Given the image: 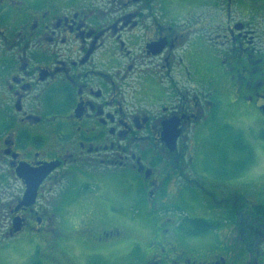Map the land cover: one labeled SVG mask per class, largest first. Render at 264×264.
<instances>
[{
  "label": "flooded vegetation",
  "instance_id": "af4514ba",
  "mask_svg": "<svg viewBox=\"0 0 264 264\" xmlns=\"http://www.w3.org/2000/svg\"><path fill=\"white\" fill-rule=\"evenodd\" d=\"M263 107L264 0H0V250L27 247L21 264H264V181L255 201L237 187L254 154L221 121L235 110L263 130ZM223 127L239 162L198 159ZM207 205L219 217L188 210Z\"/></svg>",
  "mask_w": 264,
  "mask_h": 264
},
{
  "label": "rangeland",
  "instance_id": "374dc122",
  "mask_svg": "<svg viewBox=\"0 0 264 264\" xmlns=\"http://www.w3.org/2000/svg\"><path fill=\"white\" fill-rule=\"evenodd\" d=\"M225 118L231 121L234 127L242 128V130L247 133V135L244 134L246 136V137L244 136V138L247 139V142L250 148L252 149V154H254V158H253L254 161L251 165V167L252 166L253 167L251 168V171L248 173L249 177H247L248 179H252V181L251 182L247 181L246 183V181L244 182L245 179H243L240 176L238 177V180H237V187L242 188L244 190L245 188H247L246 190L248 191L247 194L249 198H251L253 201L258 200L256 199L257 197L256 193L254 191L252 192V187H256L257 185H259V183L264 181V129L262 130L257 127V124H259V120H257L253 114L246 115L245 117L244 115L238 114L235 110L229 111V109L228 110L226 109L221 112V121L223 122ZM231 130L228 127H223L220 129L219 128L206 129L205 134L200 136V140H199L200 147L197 152L198 159L201 157V155L203 156L205 154H215V153L218 154V153L223 152L225 154L226 153L228 154V158L232 156L229 159L230 161L233 162L236 160L239 162V158H235L237 155V152L236 150H234V147H233L239 144V137H238L237 132L234 129L232 130V132ZM222 135L226 136L228 140L227 141L222 140L220 138ZM238 168L235 167L234 169H232L233 171H231L230 166L227 167V174L229 175L235 174V171L237 172ZM219 195L220 193H218L217 196ZM211 208H212L211 211L210 210L207 211L208 209H211ZM188 210L192 215L206 216L208 218L217 217V216L219 217V215L216 214L214 207H211L210 205H207L205 210L202 208H198V207H189ZM207 212H211V213L207 214ZM211 214L213 215L211 216ZM218 225L220 226L218 227L217 233H216L218 235L224 234L227 227H230L224 224H218ZM213 234H215V231H213ZM26 248L27 247L24 248L23 245H18V246L12 245L10 249L0 250V264H21V263H16V262L22 256L25 255L24 253L26 252Z\"/></svg>",
  "mask_w": 264,
  "mask_h": 264
},
{
  "label": "trees",
  "instance_id": "16d2710c",
  "mask_svg": "<svg viewBox=\"0 0 264 264\" xmlns=\"http://www.w3.org/2000/svg\"><path fill=\"white\" fill-rule=\"evenodd\" d=\"M256 210L257 212L264 211V205H261V204L257 205ZM189 220H191L193 227H196L195 231L197 232H207L216 226L215 223L207 222L205 220L201 221L199 218L189 217Z\"/></svg>",
  "mask_w": 264,
  "mask_h": 264
},
{
  "label": "water",
  "instance_id": "95a60500",
  "mask_svg": "<svg viewBox=\"0 0 264 264\" xmlns=\"http://www.w3.org/2000/svg\"><path fill=\"white\" fill-rule=\"evenodd\" d=\"M262 109H263V111H264V107H263ZM42 176H43V175H42ZM38 180H39V179H38ZM34 190H35V186L31 187V185H28V189H27V191H26V196H28L29 199H30L31 197L34 196Z\"/></svg>",
  "mask_w": 264,
  "mask_h": 264
}]
</instances>
